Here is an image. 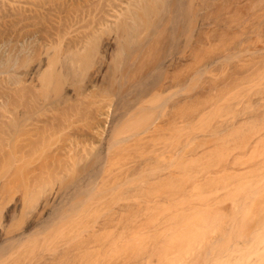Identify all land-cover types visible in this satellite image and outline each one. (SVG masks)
Segmentation results:
<instances>
[{"label":"rangeland","instance_id":"obj_1","mask_svg":"<svg viewBox=\"0 0 264 264\" xmlns=\"http://www.w3.org/2000/svg\"><path fill=\"white\" fill-rule=\"evenodd\" d=\"M142 2L143 0H0V142H4L0 143V193L3 190H10L9 195L12 193V197L8 195L12 200L8 199L2 204L1 224L12 228L17 225L16 228H19L31 222L29 219L27 221L29 210L26 208L29 205L24 208L27 211H23L25 219L22 218L21 208L14 206V200L23 195L27 204L32 196H39L35 193L37 188L34 189V183L37 182L35 178L37 180L38 176H44L45 179H40L46 189L52 188L63 197L69 196L76 185L86 184L88 176L85 167L91 164L96 154L105 155L108 140L115 127L119 131L126 124V128H123L126 134L139 127L136 120L121 121L124 108L122 104L118 105L117 97L110 92L106 74L112 66L120 67L122 59L127 56L124 45H118L120 47L117 48L115 42L123 39L124 43L127 35L121 33V28L124 24L128 27L134 25L133 18ZM156 2L161 6L165 0ZM239 11L236 7L229 19L238 18L242 14ZM196 20V24H201L198 18ZM248 28L250 30L252 27ZM251 31H240L239 35V31L237 34L234 29L227 27L215 31L205 28L201 35L204 44L194 49L191 78L186 83L177 82L175 90H170H174L173 93L168 94L170 92L167 90V94H163L172 95V99L176 100L199 91L209 81L215 80V83L206 87H215L222 80L225 81L224 75L233 70L232 64L239 59L250 61L257 54L260 56L264 52V33ZM120 36L123 38H119ZM188 36L192 40L196 38L193 31L180 35L176 46L169 47L168 52L180 55ZM242 43L245 45L242 46ZM117 49H120L118 53H122L121 60L113 57L118 56ZM115 50L117 51L114 52ZM112 52L116 54L113 55ZM223 53H230L231 59L221 60L224 64L218 60L217 63L207 64L224 55ZM252 55L254 56L251 57ZM99 56L105 64L100 73L101 78L95 77ZM111 61L113 63L110 67ZM260 62L257 63L256 71L263 68L261 65L264 62ZM114 63L118 65H113ZM198 68H204L207 72L203 76L193 74ZM176 72L181 73L183 69ZM263 72L262 69L258 75H264ZM255 73L252 77L249 75V79L256 76ZM260 76H256L255 81L248 78L246 81L244 78L246 82L251 81L249 84L243 80L244 84L240 85V79H237L239 84L237 80L225 81L220 89L209 92V96L206 93L207 96L179 105L173 123L154 136L148 134L149 137H145L146 133L142 134L145 139L143 137L140 142L126 143L124 154L122 152L113 157L114 162L111 159L113 165L110 163L109 172L105 173L108 179L103 178L91 192L76 198L78 207L71 212L76 222L70 220L72 223L67 224L66 221L68 229L71 224L77 223V226L73 224V228L80 229L82 241L84 240L81 264H121L123 260L122 264H226L227 260L221 257L228 254H231L230 257L236 255L243 258V262L246 260L244 263L264 264V163H261L264 161V117L257 122H250L243 130L238 124H232L228 129L221 126L223 121H234L242 113L252 111L255 102L263 101L261 84L264 77L261 76L263 80L260 82ZM256 81L259 82L247 89L250 91L248 95L247 90L239 93L240 88H247ZM255 88L260 90L254 91ZM167 96L161 95L163 100ZM158 97L157 100L160 99ZM157 100L156 97L153 103L148 100V106L151 104L150 107L153 108L160 104V100ZM243 100L250 102L249 106L240 103L243 106L245 104L244 110L241 109L242 105L236 104L244 102ZM238 108L242 113L239 114ZM10 112L16 113L17 116H14L19 120L22 117L23 122L28 124H23L26 128L33 123L27 128L29 131L33 129L32 133L22 126L19 128L25 131L20 133L21 129L15 127L18 120ZM96 130L101 134L98 135ZM17 132L30 133L32 137H25L23 134L22 137H17ZM259 132H262V140L254 142L253 139L259 136ZM41 133H47L48 138ZM14 137L17 138L15 141ZM23 137L30 138L34 145L24 146L27 140ZM20 138L24 141H19ZM240 151L243 154L246 152L244 156ZM204 152L206 153L203 154ZM123 156L125 160L121 158ZM124 163L126 183L122 186L121 178L117 175L120 174V165ZM245 163L249 164L248 167L256 164L252 175H247L252 171V165L248 168ZM224 164L227 167L222 168ZM36 166H42L40 173L38 170L33 171ZM240 166H243L242 171L237 170ZM234 168L236 169L233 170ZM245 171L247 173H243ZM7 183L8 186L3 187ZM39 183L37 182V186ZM121 187L126 188V224L123 227L126 231L121 227L124 234L122 231L120 233L118 222L104 228L100 222L109 217L111 210L117 211L119 200L123 196ZM208 202H212L213 208ZM234 205L238 206L235 213ZM209 209H213L212 214ZM204 215L208 218L212 216L207 221ZM215 216L219 218L217 221ZM205 222L209 224L206 225ZM121 234L126 239L124 246L120 240ZM213 241L215 243L212 248ZM120 256L124 257L123 260Z\"/></svg>","mask_w":264,"mask_h":264},{"label":"bare ground","instance_id":"obj_2","mask_svg":"<svg viewBox=\"0 0 264 264\" xmlns=\"http://www.w3.org/2000/svg\"><path fill=\"white\" fill-rule=\"evenodd\" d=\"M236 7H238L240 9L239 12H241L242 14L239 15L238 18H236V19H229L230 14L236 9ZM135 14H136L135 17L133 16L134 17L133 19L135 20V21L133 20L134 25L133 26L130 25V27H128L127 24H124L121 28V30H122L121 33H123L125 36L127 35V37H125L124 43L122 41L123 39L120 40V42L118 39H115V41L118 40L117 43L114 40H112L115 42V45H117V48L120 47L118 45H124V51L126 52V50H127V56L126 57L124 56L125 59H122L123 60V62L121 63L122 66L120 64L121 68L119 67V65L117 63L113 64V65L117 64L118 67L116 65L112 66V68L110 70H108V73L106 74V79L108 82L110 92H112L113 95H115L118 99V105L122 104V107L124 108L123 114L121 116V121H123V120L124 121L136 120L137 122H139V127L135 131L127 133V134H126V130L124 131V129L126 128V124L124 126L125 128L124 127H123L124 129L119 128V131H118V129H116L117 127H115L114 132L112 133V135L110 136V138L108 140V149H107V152L105 153V155L96 154L93 157V159L91 160V164L87 165L85 167L84 170L86 171L87 176H88L86 184H84L83 186L76 185L74 192H72V194L69 196L63 197L62 194H60L58 191H56L52 188H49L50 186L49 187L47 186L49 189H46V185L43 184L44 185L43 186L42 185L43 182L41 181L42 178L45 179V177L43 176L44 174L41 173V175L43 176L42 178L40 177L41 179L39 178V176L37 177L38 178L37 180L35 178V181H37L38 183H39L38 180L41 181V184L39 183L41 185L40 188L38 187V186H40L39 184L37 186V182L34 183V185H36V187L33 185L34 189L37 188L35 193L39 195L38 196L39 198L36 196H34V198H33V196H32L33 199L30 198L31 201H28L27 204L24 200L23 195L17 196V199L14 200V203H15L14 206L15 207L19 206L21 208L22 215L24 216L22 218H25V219H26V216H25V213H23V211L25 210L24 208L27 205H29V206H27L26 209L29 210L30 212L27 210H25L24 212H26V211L28 212L27 221L30 220L31 222H27L25 225L22 224V225H24L22 227L20 226V223H19V226H20L19 228H16L17 225L13 226V228H12V226H10V225L8 226V225H5L4 223L3 224L0 223V264H81L82 254H83V250H84V245H83L84 240L82 241L80 229L78 230V228L77 229L73 228L74 226H77V223L76 224L73 223V224H75L74 226H73V224H71L70 229H68L69 227L67 228L68 223H72L73 221L76 222L74 220V214H71V212H74L75 209L78 207V203L75 200L79 195H85L88 192H91L99 184V182L103 178L108 177L107 174H105V173L109 172L110 163H112L111 159L113 157H115L116 155L119 156L120 153L122 154V152L126 149V143L140 142L146 133H147V135H145V137L146 136L149 137L148 134H151L152 136H154V134H157L165 126L172 124L173 119L175 118V112H176L177 107L179 105L189 104L194 99H199L200 96L206 95V93H209V92L212 93V91H214V89L215 90L220 89L223 86V84L226 82H230L233 80L240 79V82L237 80V83L239 82L240 85H241V83L242 84H244V83L249 84L254 79H257L256 76H260V75H258V72L260 74V72H262V69L264 70V65H263L264 63H263L262 64L263 66L261 65V68L263 67L261 69V71L260 70L259 71L257 70L258 72L256 71L257 63L259 61L264 62V54H263L264 52L262 54H260V56L258 54H257L258 56L256 54H254L256 56L252 55L251 57H253V56L254 57L250 61H248L247 59L245 61L243 58L240 57L241 59H239L237 63L232 64L233 70H231V72L229 74L224 75L226 77H224L225 79L224 78L223 79L226 82L222 80V82H219L220 84H217V86L214 87L212 85L215 83V80H214V82L209 81L210 82V83L208 82L209 84L213 83L211 85L212 87H206L207 85L209 86V84H207L204 87V85H205L204 84L202 87L199 88L200 89L199 91H196L195 93L193 92V94L191 93L190 96L188 95L185 98H181V99L177 98L175 100V98L172 99V95H169V96L166 95L167 98H165L163 100V97H166L165 94H163L164 92H166L167 90H169L167 92H170V90L172 88L175 90L174 86L177 82L181 83V84L186 83V81L191 78V76H192L191 61L193 59L194 49H196L199 46L204 44V40L201 38V35H202L203 31L205 30V28H208L209 30L215 31V30H220L223 27L224 28L227 27L229 29H234L236 31V33H237V31H239V35H240V31L243 32L246 30L247 31L252 30L251 32L255 31V32H258V33L260 32L263 34L264 33V0H165L164 4L161 6L156 2V0H143L141 7L139 8L138 11H136ZM196 18H198V21H201V22H199L201 24H196V21H197ZM194 19H195V21H194ZM123 22H125V21H123ZM123 22H122V24H123ZM122 24L120 23V25H122ZM249 26L252 27L250 30H248ZM190 31L195 32V34H196L195 40H192L191 37L188 36L186 43L183 47L184 49L180 55H178L179 53H174V52L169 53L168 52L169 47H172V46L175 47L176 46L178 37L180 35H186ZM119 32H120V29H119ZM121 37L122 36H120L119 38H121ZM258 40L260 41V39H258ZM247 41H249V40H247ZM253 42H254V40H253ZM120 43H123V44H120ZM247 44H248V42L246 43V45L242 43V46L243 45L247 46ZM242 46H240V47H242ZM237 48H239V46H237ZM120 49L119 50L117 49L118 51L117 50L114 51V52L117 51L116 53L118 56L115 55L116 53L113 54V52H112V54L115 56L110 54L111 56L116 57V60H117V58H119V59L122 58V55H121L122 53L121 52H120L121 54L118 53L120 51ZM243 49H244V47H243ZM256 49H258V48L256 47ZM222 51H224V50H222ZM255 52H257V51H255ZM124 54L125 53H123V55ZM120 55H121V57H120ZM229 57L231 59L230 53L224 54V55L218 57V59L215 58V60H212V61L208 62L207 64L209 65V64L217 63L218 61H219V63L221 62L222 64H224V62H222V61L228 60ZM248 57H250V55ZM99 58H100V56L98 57V59ZM100 59L98 60V64H96V66H97V68H96L97 70L95 71L96 73L94 72L96 74V75L94 74L95 77H99V78H101L100 73H102V71L105 68V64L103 63V60H100ZM111 59H112V57H111ZM111 59H109V61ZM116 60H115V62H116ZM113 62H114V59H113ZM113 62L112 61L110 62L111 63L110 67H111ZM208 65H207V67H208ZM258 65H260V64H258ZM106 67H108V64L106 65ZM207 67H205V68H207ZM210 67H211V65H210ZM118 68H120V69H118ZM180 68L183 69V72L177 73L176 71ZM209 71H210V68H209ZM205 72H207V70H205L204 68H198V69L194 70L193 74H199V76H203ZM253 73H255L256 76L251 78L252 79L251 80V79H249V77H252ZM102 76H104V75L102 74ZM261 76L264 77L263 74ZM261 76L258 79V80H260V82L264 79V78L262 79ZM51 78H52V75H51ZM93 78H94V76H93ZM99 78H97V79H99ZM244 78H246V81L248 79L251 81L246 82ZM211 79L213 80V77ZM226 79H228V80H226ZM258 82L256 81L255 83L249 85L247 88H245L246 86L242 85L244 89L240 88L242 91L239 90V93L240 92L243 93L244 90L246 91L247 89H249V87H251L252 85H255ZM261 85L263 86V88L261 87V89L264 92V82ZM255 89H254V91L260 90L258 88L256 90ZM173 91H171V92L173 93ZM247 91H249V90H247ZM167 92H166V94H167ZM171 92L168 94H171ZM251 92H252V90H251ZM210 93L207 95L209 96ZM249 93H250V91L247 93V95ZM108 95H110V94H108ZM113 95H110V96H113ZM161 95L163 97H161ZM158 96L160 97V99L157 100ZM150 97H151V99H148ZM155 97H156V100L157 101L160 100L159 102H161V103L160 104L158 103L157 106L151 108L152 107L151 104H150L151 107L148 106V104L150 102H152L153 100L155 101ZM106 98H108V97H106ZM152 98H153V100H152ZM148 100H150L149 103H148ZM240 100L242 101V99H240ZM245 101L239 102L236 104L246 103ZM91 103H93V102H91ZM94 103H96V101H94ZM249 103L250 102L246 103L247 104L246 106H249L248 105ZM242 104H240V105H242ZM255 104L256 105L254 106L252 111L246 112L247 111L246 110L245 111L246 113H244V114L241 111L244 110L246 107H244L245 104H244V106L242 105L243 106V107L241 106L242 110H240V108H238L239 114L241 112L242 115L240 117L238 116L234 121L233 120L223 121L221 123V126H225L228 129L230 125L238 124L239 128H241V130H243L244 129L243 127H246L248 124H250V122H257V121L261 120L264 117V98H263V101H261L259 103L255 102ZM229 105H230V103H229ZM229 105H225V106L230 107L231 105L230 106ZM33 111H35V110H33ZM23 112H26V110L25 111L23 110ZM28 113L30 114V111ZM14 114L16 115V113H13L12 115L14 116ZM17 114L19 115L20 113H17ZM25 115L26 114L24 113V116ZM39 115H41V114L39 113ZM20 116H18V117L20 118ZM7 117H9V116H7ZM37 117H39V116H37ZM16 119L18 121H16L15 127L18 129L19 127L22 126L25 129L26 128L25 125H28V124L23 122L22 117L20 118V120L18 118H16ZM121 121H120V123H121ZM28 122L30 123L29 120H28ZM36 122H38V121H36ZM36 122H35V124H36ZM53 122H55V121L53 120ZM24 123H25V125H23ZM46 123H47V121H46ZM49 123H50V121H49ZM56 123H58V122H56ZM11 124H12V122H11ZM11 124H9V125H11ZM3 125H5V124H3ZM31 125H33V123H31ZM31 125L27 126V128L30 127ZM44 125H45V122H44ZM57 125L59 126L60 123ZM61 125H64V124L62 123ZM121 125H123V123ZM48 126H50V125H48ZM51 126H52V123H51ZM70 126L71 125H69V127ZM10 128L11 127L9 126V129ZM27 128H26L27 132H31L33 130L32 129L31 131H29ZM20 129H21L20 133L23 132L24 129L19 128V130ZM38 130H39V128H38ZM42 130H43V128H42ZM49 130H50V128L48 129V131ZM97 130H96V132L98 133L99 131H97ZM34 131H36V130H34ZM73 131H75V130H73ZM18 132L16 134V135H18L17 137H19V136L22 137L23 135L25 137H26V135H27V137H30V136L32 137V135L30 133H29V135H30L29 136L25 132H24L25 134L22 133L23 135L18 133ZM261 133L259 132V136L258 137L256 136L255 137L256 139H253L254 142H255V140L258 141L259 139L262 140L264 138V137H262V139H261V136L264 135L263 133H262V135H260ZM13 134H14V132H13ZM41 134L43 135L45 133H41ZM46 134H45V136H46ZM99 134H101V133H98V135ZM142 134H144V135L142 136ZM3 135L6 136L5 133ZM2 137H4V136H2ZM25 137H23V139L27 140V142H26V145H24V146L27 147V146H31L32 144L34 145V143L31 142V139H30L31 137L28 138L29 140L27 138L25 139ZM102 137L103 136H101V138ZM145 137H144V139H145ZM12 138H13V136H12ZM15 138L16 137H14V141H15ZM46 138H48V137L46 136ZM23 139L20 138L19 141H21V140L24 141ZM2 140H3V138H2ZM3 141H5V140H3ZM36 141H37V139H36ZM41 141H40V143H41ZM246 141H248V140H246ZM47 142H49V141H47ZM2 143H4V142H2ZM19 143L17 145H19ZM45 143H46V141H45ZM47 144H46V146H47ZM77 144L79 145L80 141ZM247 144L248 143H246V145ZM20 145L22 146V143H20ZM24 146H22L23 149H24ZM244 146H245V144H244ZM17 147L20 148V146H17ZM245 148H246V146H245ZM246 149H244V150H246ZM28 150H30V149H28ZM205 153L206 152H204L203 154H205ZM241 153L243 154V151ZM245 153L246 152H244V154ZM24 154H26V152ZM123 154H124V152H123ZM242 154H240V155H242ZM244 154L242 156H244ZM17 156H15L16 159H17ZM20 156H21V153H20ZM125 156H126V153H125ZM23 158H24V156L22 157V159ZM121 158L124 159V156ZM19 159H21V158H19ZM112 160L114 162V158ZM263 160H264V158H263ZM19 161H21V160H19ZM119 161H120V159H119ZM226 162H224V163H226ZM256 162L257 161H254V163H256ZM120 163H123V162L121 161ZM257 163L260 164V162H257ZM261 163H264V161H261ZM259 164H258V166H259ZM36 165H38V164H36ZM111 165H113V163ZM125 165H126L125 163L120 165L121 169L119 171V173H120L119 175H117L118 172L116 174H114V175H117L121 178L120 183L122 184V186L126 183L125 175H124L125 170H126ZM240 165H242V163ZM248 165L246 164L247 167H248ZM251 165L253 167V168L251 167L252 171L250 170L247 175H249L250 173L252 175V172L254 171L253 170L254 166L256 164L255 165L251 164ZM17 166H19V165H17ZM224 166L227 167L226 164H224L222 168H225ZM246 166H244V167H246ZM250 166L248 168H250ZM36 167L34 170H33V168H31V169L34 172H36V170H38L40 173L42 171V166H39V167L36 166ZM242 167L240 166V168H237V170L240 169V171H242L241 170ZM134 169L136 170L137 168H134ZM235 169L236 168H234L233 170H235ZM246 169L247 168H245V170ZM14 170H15V168H14ZM111 170H112V167H111ZM38 171H37V173H38ZM50 171L48 173H50ZM55 171H57V170H55ZM113 171H115V170H113ZM53 172H54V170H53ZM45 173H47V172H45ZM243 173H247V172L245 171ZM34 175L36 177V173ZM117 176H115V177H117ZM247 178H248V176H247ZM33 182H34V180H33ZM30 184H32V182ZM6 186H8V183L5 184L3 187H6ZM121 188H123V196L119 200L117 211L111 210V212L108 214L109 217L104 218L102 221H100V222H102L103 228L108 227L109 225H112L113 222H118V224L120 226V233L122 231L121 229L123 227H125V224H126V194H125L126 188L125 187H121ZM34 189H33V191H34ZM8 192H7V190H3L0 193V210L2 209L1 208L2 204L5 201L12 200V198L9 199V197H12V193L10 194L11 195L10 196ZM8 195H9V197H8ZM35 199H37V201ZM32 200H34V202H32ZM28 203H30V204H28ZM33 203H35L36 205ZM208 203H210V202H208ZM212 205L213 204H211V206H210L211 208H213ZM207 206H208V204H207ZM31 207H32V210H30ZM234 207H236V206L234 205ZM237 208H238V206L235 209H233L234 213L236 212ZM231 210H232V208H231ZM209 211H211V214H212L213 209L212 210L209 209ZM218 213H219L218 214V216H219L220 212H218ZM12 214H11V216H12ZM209 214H210V212H209ZM206 215H204V216L206 217ZM211 216L212 215H210L209 218ZM207 218L208 217H206L205 219L207 220ZM215 218H216V216H215ZM217 218L215 219L216 221L219 219V218L218 219ZM75 219H76V217H75ZM70 220H72V222H70ZM66 221H67V224H66ZM207 223L209 224V222H207ZM205 224H206V222H205ZM208 224H206V225H208ZM14 227H15V229H14ZM207 228H208V226H207ZM123 229H125V231H126V228H123ZM125 231L123 230L122 233ZM123 234L120 235L121 236L120 240H121V242L123 241L122 243L124 246L125 245L124 240L126 241V239H124L125 236H123ZM214 243H215V241L212 242V245H211L212 248L214 246ZM108 244H110V243H108ZM123 252H124V249H123ZM123 255H125V254H123ZM228 255H225V257L224 256L221 257V258H224L227 260L226 264H230V263L235 264L234 262H236V261H237L236 264H252L253 263V262L244 263L246 260L243 262V260H244L243 258H241L239 256L237 257L236 255H235L236 258H235V256L230 257L231 254L229 256ZM122 258H124V257H121L120 259H122ZM237 258L238 259L241 258L242 261H241V259L238 260ZM122 260H120V261L122 262ZM124 261L125 260H123V262ZM118 264H120V262H118Z\"/></svg>","mask_w":264,"mask_h":264}]
</instances>
